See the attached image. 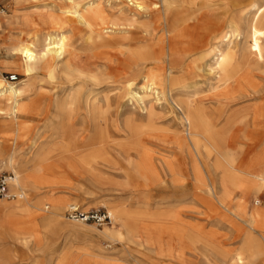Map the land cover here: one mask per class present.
<instances>
[{
    "label": "rangeland",
    "instance_id": "obj_1",
    "mask_svg": "<svg viewBox=\"0 0 264 264\" xmlns=\"http://www.w3.org/2000/svg\"><path fill=\"white\" fill-rule=\"evenodd\" d=\"M61 1L64 0H0V79L19 87L27 83L29 78L22 72L20 62L12 57L10 47L23 40L33 42L36 30L56 34L61 31L40 21V15H58ZM258 1L259 8L252 15L242 17L238 22L240 31L232 35L230 42L244 44L246 55L264 63V33L258 30V26L264 23V0ZM13 17L18 24L10 25ZM86 37L87 32L80 29L71 42L75 41L79 50L80 65L91 71L90 58L84 50ZM110 59L117 60L113 55ZM154 67L168 70L166 64ZM10 74H17L19 82H9L7 77ZM116 74L114 68L107 69L110 78ZM112 80L97 82L89 76L70 78L59 74L51 81L40 73L37 83L44 88V96L48 97L47 100L44 97L42 102L57 100L62 105L70 95H74L78 104L58 117L53 116V107L35 119L29 116L30 112L22 116L29 125L21 133L16 151L20 161L13 168H22L30 178L25 195L19 201L22 208L11 207L10 204L14 203L11 187L13 198L0 201V264H183L174 256V251L179 248L178 240H170L169 233L177 230L186 237L187 233L197 234L193 228L219 235L224 247L222 254L205 249L201 244L196 245V252L186 250L185 257L193 264H237L240 253L243 264H249V253L243 252L246 250L237 241L238 235L244 233V245L248 236L245 221L238 220L239 227H236L225 220L219 222L218 216L210 215L203 203L204 193L192 179V164L199 159L195 154L194 158L191 157V148L183 145L188 131L181 108L198 105L211 127L218 151L208 143L201 144L207 167L213 168L221 156L246 167V163L253 162L263 150L260 146L249 148L258 140V143L264 141L259 120L254 121L252 117L260 100L236 102L229 108L219 105L213 98L212 89L217 79L205 70L197 78L176 74L174 83L166 87L165 93L160 90L162 93L158 97L152 95L146 99V103L152 102L151 109L148 104L146 107L143 103L129 100L124 95V86L112 84ZM258 80L264 85V73L263 79ZM142 83L138 80L132 87L139 96L143 95ZM89 94L97 97L100 103L97 116H89L85 112L84 98ZM2 106L0 104V108ZM8 123L9 119H0V174H14L12 168L3 162L16 145L8 137ZM127 125H130L129 129ZM140 153L158 167L161 160L174 162L177 166L174 178L162 172L163 182L157 186L134 184L140 182V178L133 175ZM261 166L258 165L259 168ZM222 174L223 171L218 170L215 176L218 179ZM247 194L251 202L247 211L252 209L254 202L260 204L264 197L255 191ZM234 196L232 210L241 217L244 203L240 198L243 195L236 191ZM71 208L79 213L107 216L114 210L122 215L125 222H132L138 228L135 234L140 239L125 234L122 242L112 240L104 235V231L119 226L120 222L116 221L114 225L111 222L84 221L81 224L70 215ZM172 214L178 215L179 220H171ZM146 226L167 232L162 235L163 249L144 241L142 228ZM230 230L235 232L234 236ZM20 233L27 239L20 240ZM252 236L261 240L256 235ZM170 246L172 254L168 253ZM263 258L258 257L256 261H263Z\"/></svg>",
    "mask_w": 264,
    "mask_h": 264
},
{
    "label": "bare ground",
    "instance_id": "obj_2",
    "mask_svg": "<svg viewBox=\"0 0 264 264\" xmlns=\"http://www.w3.org/2000/svg\"><path fill=\"white\" fill-rule=\"evenodd\" d=\"M259 4L257 0H64L59 3L58 15H40L41 22L49 23L51 28L61 31L56 34L36 30L33 33V42L28 43L26 40L14 42L10 47V53L20 62L22 72L29 79L21 87L0 79V104L3 105L0 108V119H9L7 134L16 144L3 161L6 162L5 166H10L14 171L11 185L14 203L10 204L11 207L22 208L19 201L25 195L26 183L30 178V175L24 174L22 168H13L14 164L20 161L16 151L22 137L21 133L29 125L22 120V116L24 114L27 116L30 112L29 116L35 119L41 112L48 113L53 107L55 109L53 116L58 117L60 114L64 115V112L78 101L76 96L70 95L62 105L57 100L51 101L53 105L51 102L46 104L42 102L45 97L42 91L44 88L37 83L40 73H44L46 79L51 81L59 74L70 78L76 75L89 76L97 82L102 79L103 81L113 79L112 84L124 86V95L129 97V100L143 103L145 106L148 104L152 109V102L146 103V99L152 95L158 97L160 93H165L166 87L174 83L176 74L184 78H197L208 70L209 74L213 73L217 79L212 89L213 98L219 105L229 108L236 102L260 100L252 117L254 121L259 120L264 134V85L258 80L263 79L264 63L246 55L244 44L230 42L232 35L240 31L238 22L245 15L256 12ZM18 23L13 17L10 25ZM258 28L260 33H264V23ZM80 29L87 32L84 50L90 58L91 71L83 69L80 65L79 50L75 46V41L71 42ZM112 55L117 58L116 62L110 59ZM195 56L198 58L194 59ZM156 64L160 66L166 64L168 70L154 67ZM108 68H114L117 74L110 78L107 75ZM138 80L143 82L141 96L132 90ZM83 104L87 115L97 116L100 108L97 97L89 94L84 98ZM181 111L188 131V138L183 139V145L191 148V157L194 158L195 154L199 159L193 162L191 175L204 193L205 207L209 209L210 215L219 217V222L225 220L239 227L238 220H244L249 232L243 245L246 251L243 252L249 253L251 259L264 256V241L261 237V240H256L252 236L254 235L252 230H258L264 235V209L259 202H254L252 209L247 211L251 206L247 193L255 191L264 194V141L259 144V140L256 142L253 140L255 142L253 146L250 144V149L260 146L263 150L253 162L246 163V167L234 164L233 160L228 161L221 155V159L216 161L213 168L207 167L201 153V144L208 143L209 147L218 151L211 127L205 121L204 113L198 105H187L181 108ZM127 128L129 129L130 125H127ZM32 144L31 140L30 145ZM259 164L263 168H259ZM218 170L223 171L219 180L215 176ZM176 171L177 166L174 162L161 160L158 167L148 160L144 153H140L133 174L140 178V182L134 184L154 187L163 182L162 172L172 179ZM133 175L130 177L135 180ZM236 191L243 195L240 198L244 203L241 217L232 210ZM69 207L74 208L71 204ZM110 214L112 224L115 225L116 221L121 224L106 229L104 235L120 242L123 241L125 234L140 239L135 234L139 230L132 222L131 224L125 222L122 215L114 210H111ZM170 218L173 221L179 220L176 214H172ZM76 221L84 223L82 220ZM142 229L146 243H154L163 249L162 235L167 232L152 229L151 226ZM193 229L197 234L187 233L186 237L177 230H171L169 233L170 240L175 238L178 240L179 248L174 251V256L179 262L193 264L185 257L186 250L196 252L195 247L198 244L222 254L224 247L219 235ZM19 235L20 240L27 239L21 233ZM168 249V253L172 254L171 246ZM236 261L237 264H243L241 253Z\"/></svg>",
    "mask_w": 264,
    "mask_h": 264
},
{
    "label": "built area",
    "instance_id": "obj_3",
    "mask_svg": "<svg viewBox=\"0 0 264 264\" xmlns=\"http://www.w3.org/2000/svg\"><path fill=\"white\" fill-rule=\"evenodd\" d=\"M9 82L18 83L19 76L17 74H10L8 77ZM14 179L13 173H3L0 174V201L7 198L11 199L13 196L10 194V187L12 185V180ZM70 215H73L78 220L86 221V222H97V223H112V218L107 215H101L100 213L90 214V213H79L76 210L70 212Z\"/></svg>",
    "mask_w": 264,
    "mask_h": 264
},
{
    "label": "crops",
    "instance_id": "obj_4",
    "mask_svg": "<svg viewBox=\"0 0 264 264\" xmlns=\"http://www.w3.org/2000/svg\"><path fill=\"white\" fill-rule=\"evenodd\" d=\"M260 206H261V208H263L264 209V197H262L261 198V200H260ZM247 227H246V229H245V231H247ZM231 231V230H230ZM244 231V232H245ZM255 231H256V233H255ZM252 233L254 234V235H256V236H258V237H261V239L264 241V235H263V233H261L260 231H258V230H252ZM230 234H231V236H234L235 235V232H230ZM243 237H244V233H242V234H240V235H238V238H237V241H239V245L241 246L242 245V248L243 249H246L245 247H243ZM258 259V258H257ZM248 260H250V262H249V264H264V258H263V261H261V260H257L256 261V259H251V258H249Z\"/></svg>",
    "mask_w": 264,
    "mask_h": 264
}]
</instances>
